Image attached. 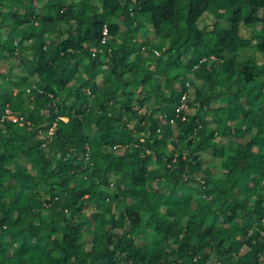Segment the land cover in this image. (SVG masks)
Wrapping results in <instances>:
<instances>
[{"label":"trees","instance_id":"obj_1","mask_svg":"<svg viewBox=\"0 0 264 264\" xmlns=\"http://www.w3.org/2000/svg\"><path fill=\"white\" fill-rule=\"evenodd\" d=\"M0 264H264V0H0Z\"/></svg>","mask_w":264,"mask_h":264},{"label":"rangeland","instance_id":"obj_2","mask_svg":"<svg viewBox=\"0 0 264 264\" xmlns=\"http://www.w3.org/2000/svg\"><path fill=\"white\" fill-rule=\"evenodd\" d=\"M212 21H213V16H212V14L206 13V14H204L203 17L200 19L199 24H200V25H202L203 23H207V24H209V23H211ZM221 23H222V24H226L225 21H221ZM258 28H259V23H255V25L252 27L251 30L246 29L245 27H243V28H242V32H243L244 35H247V36H248V35H250L251 32L254 33L255 30H257ZM140 30L143 31V32L147 31L146 28H141ZM257 55H258L259 58L261 59L262 55L259 54V53H257ZM5 67H6V62H4V63L2 64V69H3L2 71H4V69H6ZM206 158H207V159H205V161H206V162L209 164V166L211 167L210 169H211L212 173L215 174V175H220V174H221V168H220V166H219V159H217V158H213V157H210V156H206ZM21 161H22L23 163H26V164L28 165V163L26 162V161H27L26 158L22 157V158H21ZM84 238H85V240L87 241L86 243H87V245H88V242H89V239H90V235H89V234H84Z\"/></svg>","mask_w":264,"mask_h":264},{"label":"built area","instance_id":"obj_3","mask_svg":"<svg viewBox=\"0 0 264 264\" xmlns=\"http://www.w3.org/2000/svg\"><path fill=\"white\" fill-rule=\"evenodd\" d=\"M101 32L102 33H101V37H100V42H105V40L107 39V36H108V31H107L106 24H103ZM98 50H101V48L99 47ZM95 52H96V50H93L91 53L95 54ZM153 52H154V54H158L159 51L157 49H154ZM186 85H188V81H186ZM186 106H187V95L184 92V93L181 94V96H180L178 102L175 104L174 108H175V111L177 112V111H180L181 109L185 108ZM4 117L10 118L12 120H16V119H20L21 118V116H17L16 114H14L7 107L5 108L4 113L1 116V119L4 118ZM170 121H172V118L170 119ZM38 132L41 133V134L48 135V134H50L52 132V126L49 127V129L47 130L46 133L41 131L40 129H39ZM87 156H88V147H87V149H86V151L84 153V157L87 158Z\"/></svg>","mask_w":264,"mask_h":264},{"label":"crops","instance_id":"obj_4","mask_svg":"<svg viewBox=\"0 0 264 264\" xmlns=\"http://www.w3.org/2000/svg\"><path fill=\"white\" fill-rule=\"evenodd\" d=\"M206 156H210V157H212L211 155H208V154H207ZM206 156H205V159H207ZM206 164L209 166V164H208L207 162H206ZM209 167H210V166H209ZM210 168H211V167H210Z\"/></svg>","mask_w":264,"mask_h":264}]
</instances>
